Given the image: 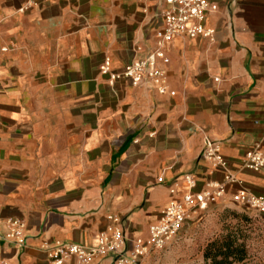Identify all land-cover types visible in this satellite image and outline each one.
Listing matches in <instances>:
<instances>
[{
  "label": "crops",
  "instance_id": "crops-1",
  "mask_svg": "<svg viewBox=\"0 0 264 264\" xmlns=\"http://www.w3.org/2000/svg\"><path fill=\"white\" fill-rule=\"evenodd\" d=\"M210 1L214 40L175 37L158 61L171 96L100 73L108 58L118 73L135 47L155 46L163 0H0V264H48L44 243L94 245L111 214L147 238L170 189L189 190L186 174L194 193L224 181L201 157L205 135L264 196V168L240 169L246 152H264V0ZM11 217L26 222L22 250L2 238Z\"/></svg>",
  "mask_w": 264,
  "mask_h": 264
},
{
  "label": "built area",
  "instance_id": "built-area-1",
  "mask_svg": "<svg viewBox=\"0 0 264 264\" xmlns=\"http://www.w3.org/2000/svg\"><path fill=\"white\" fill-rule=\"evenodd\" d=\"M58 0H27L24 8H33ZM69 1V0H60ZM163 25L155 33L156 43L151 48L135 47L133 60L118 73L111 74L110 58L100 66V73L110 75L111 80L127 79L134 86L148 87L158 94L175 96L170 90L165 70L158 66V61H167L165 46L175 37L190 39L206 38L214 40L215 29L207 27L206 16L217 10V5L210 0H163ZM201 157L212 167L224 172V181L209 182L205 190L194 193L196 179L191 174L185 175L188 191L182 197H176L175 188H171V199L161 211L157 222L149 228L147 238H130L125 232L122 217L111 214L106 228L98 235L94 245H82L65 241L44 243L42 248L48 258V264H67L75 259L79 264H96L111 257L112 264H141V260L154 250L165 248L172 241L189 217L207 210L218 202L229 186H237L233 202L255 210L264 216V196L254 194L242 186L241 181L232 171L228 161L222 155L220 141L205 135L202 139ZM264 168V152L254 148L244 155L240 169L259 172ZM163 181L162 177L158 179ZM3 240L22 250L26 247V222L21 218H9L5 224ZM2 264H8L2 262Z\"/></svg>",
  "mask_w": 264,
  "mask_h": 264
},
{
  "label": "rangeland",
  "instance_id": "rangeland-1",
  "mask_svg": "<svg viewBox=\"0 0 264 264\" xmlns=\"http://www.w3.org/2000/svg\"><path fill=\"white\" fill-rule=\"evenodd\" d=\"M229 238L244 246L242 263L264 264V216L234 202H218L192 214L165 248L152 251L148 264H210L205 258L207 246Z\"/></svg>",
  "mask_w": 264,
  "mask_h": 264
},
{
  "label": "trees",
  "instance_id": "trees-1",
  "mask_svg": "<svg viewBox=\"0 0 264 264\" xmlns=\"http://www.w3.org/2000/svg\"><path fill=\"white\" fill-rule=\"evenodd\" d=\"M245 248L243 245H237L235 239L229 238L218 244L217 242L210 243L206 248L205 258L211 260L210 264H233L235 262L242 263L245 258ZM241 255V256H239ZM221 256V258H217ZM234 256V260L230 258Z\"/></svg>",
  "mask_w": 264,
  "mask_h": 264
}]
</instances>
